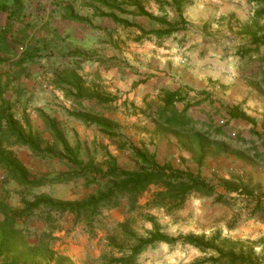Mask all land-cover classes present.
Listing matches in <instances>:
<instances>
[{
	"label": "rangeland",
	"instance_id": "374dc122",
	"mask_svg": "<svg viewBox=\"0 0 264 264\" xmlns=\"http://www.w3.org/2000/svg\"><path fill=\"white\" fill-rule=\"evenodd\" d=\"M166 1L116 0L129 28L101 17L108 8L97 0H8L0 11V154L31 181L0 162V264L13 261L6 255L12 231L17 264H121L131 245L127 232L148 235L150 218L171 237L204 235L224 253L243 251L264 264V220L249 215L241 196L246 186L264 201V0H194L184 7V30L137 40L139 25L165 27L139 16V5L178 21ZM68 7L91 22L69 20ZM168 92H178L170 106ZM10 113L22 138L7 124ZM134 148L202 176L217 194L193 193L180 208L155 206L163 187L151 185L135 205L124 198L91 215L37 204L107 191L96 169L114 161L140 168ZM225 183L238 190L228 193ZM211 257L219 255L161 242L135 264Z\"/></svg>",
	"mask_w": 264,
	"mask_h": 264
},
{
	"label": "trees",
	"instance_id": "16d2710c",
	"mask_svg": "<svg viewBox=\"0 0 264 264\" xmlns=\"http://www.w3.org/2000/svg\"><path fill=\"white\" fill-rule=\"evenodd\" d=\"M97 1L105 4L106 8H108V11H101L98 13L101 17H108L115 23L120 24L126 28L134 26L133 23L128 19L117 15V13L115 12L117 9L124 13H127V11L126 9L122 8L121 5H116L118 4L116 0ZM7 2L8 0H0V11L7 9ZM156 2L160 4L162 0H156ZM189 2V0H169V2L167 0L165 2L170 3L177 12L179 19L176 22H171L166 17L155 15L139 5L137 8L139 16L146 17L156 23H160L165 27L147 31V29L139 25L138 28L140 35L138 36L137 40L141 39L145 34L147 36L154 35L157 39L161 40L171 37L176 32L184 30L186 28L184 7ZM65 10L67 13V18L71 21L85 24L91 22L87 17L76 15L71 7H68ZM89 96L98 98L100 102L107 101V99L100 97L99 95L90 94ZM176 100H178V92H168L165 97V104L166 106H170ZM3 112L4 115H6L5 109H3ZM6 119L9 128L13 132L19 134V138H22V134L17 128L13 115L10 113L9 115H7ZM100 123L106 127L111 126V124L107 123L106 121H101ZM31 142L35 143L33 141ZM133 152L136 158H138L141 163V167L138 169L119 168L115 161L111 162V166L108 167L106 171H103L102 169H96L97 172L101 175L100 178H106L108 180L107 191L97 192L95 195L88 196L87 198H85V200L76 202H58L53 200L40 199L39 201H37V204L46 203L49 206L64 211L69 210L70 212L77 215L83 213H89V215H91L95 214L100 209L111 208L119 205V203L124 198H127L130 203L135 205L137 202V197L148 190L151 185H160L163 187V189L156 193L155 202L157 204H155V206H166V204L164 203L167 201L169 204L172 202H176V204H178L176 205V208H180L185 203L188 196L193 193H199L206 196L217 194L216 186L209 183V181H207L202 176L195 175L194 173L189 171L174 170L166 164L161 165L157 162L155 156L146 149L142 150L140 148H134ZM2 156L3 155L0 154V162L6 163L7 165L11 166L14 169V172L20 178L21 182H31L26 178L25 172L20 167L12 163V161L7 159L6 157ZM83 168L84 167H82L81 169L82 172L88 170L86 168L83 170ZM88 168V172L97 173L95 170H92L90 166ZM43 182V180H39L38 182H32V184H42ZM223 187L228 193L236 192L238 190L236 186L232 187V185L229 183L223 184ZM241 196H245V208L249 215L253 217H259L264 220V201L262 200L263 196H256L253 191H248L246 189V186H244V188L241 187ZM162 201L164 203H161ZM217 201L219 203L228 204V201L225 199V196L223 194H218ZM149 220L152 223V230L148 232V235L139 236L132 231L127 232L128 238L131 241V245L128 248L127 253L122 258L117 259L116 262L121 264H135L138 256L143 250L157 243L164 242L167 244H189L196 247L203 253L213 251L219 255V257L202 259L191 264H209L211 262L217 264L220 263L222 261V258L224 257L227 258V260L225 261L226 264H259L254 260L252 255H248L243 251H241L239 254H236L233 251L230 253H224L219 247H217L213 239H206L204 235H190L184 238L171 237L162 232L161 225L156 219L150 218ZM15 236L17 235L14 233V231H12L10 237L13 240V246ZM13 246L9 248L6 253L7 256H14L13 261H5V263L3 264H17L19 262V257H15L17 253ZM0 248L1 253L2 247Z\"/></svg>",
	"mask_w": 264,
	"mask_h": 264
},
{
	"label": "crops",
	"instance_id": "0c3cea01",
	"mask_svg": "<svg viewBox=\"0 0 264 264\" xmlns=\"http://www.w3.org/2000/svg\"><path fill=\"white\" fill-rule=\"evenodd\" d=\"M193 1H194V0H191L190 3H193ZM195 2H196V3H195ZM194 3H195V6H196V5L199 6V4H198L199 2H198V1L195 0Z\"/></svg>",
	"mask_w": 264,
	"mask_h": 264
}]
</instances>
